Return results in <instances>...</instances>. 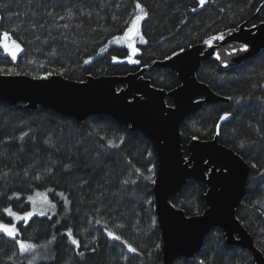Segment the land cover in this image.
I'll list each match as a JSON object with an SVG mask.
<instances>
[{
    "label": "trees",
    "instance_id": "trees-1",
    "mask_svg": "<svg viewBox=\"0 0 264 264\" xmlns=\"http://www.w3.org/2000/svg\"><path fill=\"white\" fill-rule=\"evenodd\" d=\"M137 2L148 15L139 22V63L128 64L120 62L129 55L123 34L139 12ZM69 11L71 19L66 17ZM0 17V38L8 32L23 48L16 60L0 50V73L35 78L51 73L83 81L144 67L143 76L151 85L168 91L179 84L176 74L152 66L154 61L243 23L249 27L263 22L264 0H208L203 6L199 0H0ZM196 77L228 101L204 104L181 122L184 155L193 137L207 140L217 135L249 165L236 217L264 256V50L225 71L215 62L201 61ZM166 103L171 104L169 99ZM225 113L229 115L221 119ZM24 133L28 135L21 140ZM49 139L53 143L45 144ZM108 139L120 147H101ZM153 165L156 170V153L143 134L110 117L95 115L77 122L49 109L0 101V223L16 225L19 239L42 246L35 250L33 264H163L160 230L157 223L152 226V183L135 171L139 168L147 176ZM37 175L41 179H35ZM205 191L201 182L188 180L169 200L187 216L198 215L206 208ZM5 209L18 215L31 211L33 216L21 221ZM108 231L121 240L109 237ZM72 239L79 244L73 245ZM123 241L137 251H129ZM14 251L18 247L0 232V264H27L32 257L18 254L10 261ZM202 260L254 264L248 250L225 244L218 227L207 233L194 256L178 257L172 264Z\"/></svg>",
    "mask_w": 264,
    "mask_h": 264
},
{
    "label": "water",
    "instance_id": "water-1",
    "mask_svg": "<svg viewBox=\"0 0 264 264\" xmlns=\"http://www.w3.org/2000/svg\"><path fill=\"white\" fill-rule=\"evenodd\" d=\"M137 27L139 29V24ZM222 33V41L214 40L209 45L204 40L188 47L179 59L166 58L152 63V66L168 67L175 72L179 84L168 91L151 85L143 76L144 67L125 75L87 76L83 81L59 74H51L48 80H38L26 74L0 73V81H7L0 83L1 102L24 103L25 108L31 110L38 107L49 109L77 122L90 116H107L130 131H139L150 142L157 157L155 171L158 174L162 167L168 179L167 185L159 190L152 184L163 264H172L178 257L194 256L201 249L207 233L215 227L222 230L226 245L246 249L254 264H264L263 254L236 217V209L246 192L249 165L235 151L221 144L217 135L207 140L191 139L186 145L187 156L182 149L181 122L204 104L228 101L197 79L196 71L201 61L215 62L220 70L225 71L239 67L264 50V21L249 27L243 23ZM137 35L138 32L133 31L130 36L123 34V38L130 42ZM13 40L1 36L0 50L4 57L11 59L2 45L7 43L12 47ZM245 43L248 51H237ZM22 53L20 51L17 58ZM36 84L46 87H34ZM166 99L170 100V105ZM177 103L180 105L178 110ZM168 110L175 114L165 119L162 113ZM186 160H191L192 164L186 165L183 162ZM224 166L231 170L227 179L224 178L227 174L222 175ZM203 169L208 172L204 173ZM188 180L206 186L203 195L206 208L201 214L187 216L183 210L171 207L169 199L179 194ZM162 214L166 226L160 224ZM180 218L201 223L177 227Z\"/></svg>",
    "mask_w": 264,
    "mask_h": 264
},
{
    "label": "snow or ice",
    "instance_id": "snow-or-ice-1",
    "mask_svg": "<svg viewBox=\"0 0 264 264\" xmlns=\"http://www.w3.org/2000/svg\"><path fill=\"white\" fill-rule=\"evenodd\" d=\"M207 2H208V0H199L200 6H203ZM135 8L139 9V12L134 15V18L132 19V22H131V27L127 31H125V33H124L125 36H130V34L133 33V31L138 32L139 29H138L137 25L139 24V22L141 20H143L148 15V13L144 10V8L141 6V4L139 2H137L135 4ZM193 11H195V9H193ZM72 15H73V13L71 11H69V12H67L66 17L68 19H71ZM60 18L61 19H65L64 16H62ZM2 19L3 18L0 17V21H2ZM64 27H67V24H65ZM2 35H3L5 40H7L9 38V33L8 32H4ZM141 40L143 41V37L142 36H141ZM214 40H221V41L224 40V34L220 33L219 35L210 36L207 40L204 41V43L210 45ZM115 41H116V43H119V38H115ZM2 47H3L4 51L8 55L11 56L12 60H16L17 59V54L20 51H23L21 45L19 43H17L15 40L12 41V47H9V45L7 43H4L2 45ZM129 47L131 48V54L126 57L128 62L129 63H139L138 60H133L132 59V57L136 55L138 50L135 47H132L131 44H129ZM105 50H106L105 48H101L100 49L101 52H104ZM237 51L247 52L248 51V44L247 43L243 44ZM185 52H186L185 48H180L179 51H173L172 55L169 56L168 59L171 60L174 57L179 59ZM217 59H220V55L219 54H217ZM112 60L114 62H116L118 60V58L116 56H113ZM84 63L85 64L89 63V60L86 59L84 61ZM7 74L11 75L10 72L7 73ZM50 75H51V73H49L48 75L42 76V77H36L35 79L48 80V77ZM4 82H7V81H0V83H4ZM34 87H46V85L36 84V85H34ZM161 105H162L163 109H165L163 104H161ZM179 107H180V105H179V103H177V110L179 109ZM173 114H175V112L171 111V110H168L167 112H163L162 113V115H163V117L165 119L171 118V116ZM228 115H229L228 113H225L224 116L221 117V119H226ZM27 135H28V133H24L20 137V139L23 140L24 137L27 136ZM90 135H91V133H90ZM100 139L104 140L105 138L104 137H100ZM193 139H196V137H193ZM52 143L53 142L50 139L49 140H45V144H52ZM121 143H123V139H121ZM101 147L118 148V147H120V144L116 143L114 140L108 139L107 143H106V146L105 145H101ZM241 147H243V144H241ZM149 155H151V153H149ZM183 162L186 165H188V166H190L192 164L191 160H186V161H183ZM64 167L67 168V167H69V165H65ZM252 167L255 168L257 166L255 164H253ZM46 171L50 172L51 169H46ZM135 171L137 173H139L140 176H142L145 180L151 182L153 185H156L158 190L164 188L167 185V183H168L167 176H166V174H165V172H164L162 167H161L159 173L157 174V172L155 171V165H153V167L147 169V172L149 173V175H147V176H144V174L142 172H140L139 168H137ZM203 172L207 173L208 169H203ZM224 174H227V175H224ZM230 174H231V170L227 166H224L223 169H222V175H224V178L227 179ZM262 175H264V173H262ZM35 179H41V176L37 175V176H35ZM124 183L127 184V183H129V181L125 180ZM132 183H136V181H132ZM61 195H63V193H61ZM29 199L31 200V197H29ZM147 202L149 204L152 203L151 200H149ZM171 207L174 208L175 205H171ZM5 211L8 212V214L10 216H13L16 219L21 220V221H27L33 216V212H31V211L25 212L23 215H18L17 213L13 212L11 209H5ZM41 215H43V212H41ZM209 215H211V213H209ZM97 223H99V222H97ZM156 223H157V221L155 220V218H153L152 226H155ZM194 223H201V222L200 221L185 220L183 218H180L177 221V227H190ZM160 224L161 225H165V222H164V219H163V214L161 216ZM104 227L107 228V225L105 224ZM116 227L122 228L123 225H116ZM0 232L6 234V236L8 238H10L14 242V244L18 247V251H14L13 254L8 257V259L10 261L16 259L18 254H21V255L32 254V257H31V259H28L27 264H33V261L35 259H37V256L35 254V250L37 248L42 247V246L34 244V243H28V242H25L24 240L19 239V235L20 234H19V232L17 230L16 225L11 224L10 222L8 224L0 223ZM107 234H108L109 237H112L113 239H115L117 241L121 240V236L115 234L112 231H108ZM67 235H69V236L72 235L70 230L67 233ZM54 240H55V236H53L52 239L47 241L46 243L50 244ZM71 243L73 245H78L79 244V242L76 239H72ZM123 243H125L127 245L129 251L134 252V253L137 251V249L135 247H133L131 244H128L127 241H123ZM156 247L160 248V245L157 244ZM93 251H95V249H93ZM80 255L83 256L84 253L81 252ZM200 264H205V262L202 260V261H200Z\"/></svg>",
    "mask_w": 264,
    "mask_h": 264
},
{
    "label": "rangeland",
    "instance_id": "rangeland-1",
    "mask_svg": "<svg viewBox=\"0 0 264 264\" xmlns=\"http://www.w3.org/2000/svg\"><path fill=\"white\" fill-rule=\"evenodd\" d=\"M137 38H138V37H136L134 40H132V41H130V42H128V41L126 42V43H127V46H128V49H129V55L131 54V48L129 47V44H131L132 47H135V48L137 49V45H138ZM137 50H138V49H137ZM138 53H139V52L137 51L136 55H138ZM136 55L132 57L133 60H136ZM120 62H126V63H128V64H138V63H129L128 60H127V58H125V59H123V60H120Z\"/></svg>",
    "mask_w": 264,
    "mask_h": 264
}]
</instances>
